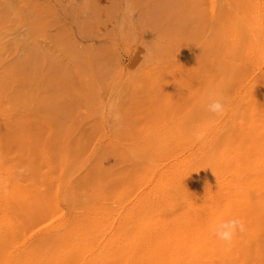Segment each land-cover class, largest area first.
<instances>
[{
    "label": "rangeland",
    "instance_id": "obj_1",
    "mask_svg": "<svg viewBox=\"0 0 264 264\" xmlns=\"http://www.w3.org/2000/svg\"><path fill=\"white\" fill-rule=\"evenodd\" d=\"M263 48L264 0H0V264H264Z\"/></svg>",
    "mask_w": 264,
    "mask_h": 264
},
{
    "label": "clouds",
    "instance_id": "obj_2",
    "mask_svg": "<svg viewBox=\"0 0 264 264\" xmlns=\"http://www.w3.org/2000/svg\"><path fill=\"white\" fill-rule=\"evenodd\" d=\"M208 111L216 117H222L227 111L226 98L221 96L213 100V102L208 105ZM195 135L198 140H201L204 137L203 132H198ZM214 231L215 236L219 241L226 246H230L235 240L237 234L245 231V224L239 218H233L221 222L215 227Z\"/></svg>",
    "mask_w": 264,
    "mask_h": 264
},
{
    "label": "bare ground",
    "instance_id": "obj_3",
    "mask_svg": "<svg viewBox=\"0 0 264 264\" xmlns=\"http://www.w3.org/2000/svg\"><path fill=\"white\" fill-rule=\"evenodd\" d=\"M257 5H258V4H257ZM259 8H260V7H259ZM259 11H260V10H259ZM258 13H259V12H258ZM261 16H262V14H261ZM259 18H260V17H259ZM262 18H263V17H262ZM260 21H261V20H260ZM262 21H263V20H262ZM257 22H259V21H257ZM258 27H259V26H258ZM258 33H259V32H258ZM262 38H263V37H262ZM263 49H264V48H263ZM232 65H233V64H232ZM229 73H230V72H229ZM248 74H249V73H248ZM234 107H235V106H234ZM233 110H234V109H233ZM234 112H235V111H234ZM218 121H219V120H218ZM213 124H214V123H213ZM224 124H225V123H224ZM209 128H210V127H209ZM262 129H263V128H262ZM219 130H220V129H219ZM204 133H205V132H204ZM207 133H208V132H207ZM218 133H219V131H218ZM259 133H260V132H259ZM190 146H191V145H190ZM204 150H205V149H204ZM252 150H253V148H252ZM195 151H196V150H195ZM232 152H233V151H232ZM247 152H248V151H247ZM251 152H252V151H251ZM197 154H198V153H197ZM201 154H202V153H201ZM260 164H262V163H260ZM220 165H221V164H220ZM257 165H258V164H257ZM174 174H175V173H174ZM135 188H136V187H135ZM221 190H222V189H221ZM204 191H205V190H204ZM207 193H208V192H207ZM215 194H216V193H215ZM240 194H241V193H240ZM201 197H202V196H201ZM199 198H200V197H199ZM202 199H203V198H202ZM126 201H127V200H126ZM199 201H200V200H199ZM240 203H241V202H240ZM194 206H195V205H194ZM190 208H191V207H190ZM192 208H193V207H192ZM194 209H195V208H194ZM182 210H183V209H182ZM185 210H186V209H185ZM193 211H194V210H193ZM167 212H168V211H167ZM190 212H191V211H190ZM182 213H183V212H182ZM190 214H191V213H190ZM191 215H192V214H191ZM183 216H184V215H183ZM231 216H232V215H231ZM174 217H175V216H174ZM176 217H177V216H176ZM178 217H179V216H178ZM232 217H233V216H232ZM167 218H168V217H167ZM227 218H228V217H227ZM168 219H169V218H168ZM168 219H167V220H168ZM173 219H174V218H173ZM180 219H181V218H180ZM185 219H186V218H185ZM170 220H172V219H170ZM177 220H178V219H177ZM177 220H176V221H177ZM188 220H189V218H188ZM222 220H223V219H222ZM163 221H165V220H163ZM173 221H174V220H173ZM179 221H180V220H179ZM168 222H169V221H168ZM189 222H190V221H189ZM189 222H188V223H189ZM172 223H173V222H171V224H172ZM174 223H175V222H174ZM219 223H220V222H219ZM161 224H162V223H161ZM176 224H177V222H176ZM186 224H187V223H186ZM186 224H185V222H184L183 225L186 226ZM159 225H160V223H159ZM163 225H164V224H163ZM165 225H168V224H165ZM165 225H164V226H165ZM169 225H170V224H169ZM173 225H174V224H173ZM181 225H182V224H181ZM156 226H158V225H156ZM185 226H184V227H185ZM151 227H152V226H151ZM165 227H166V226H165ZM165 227H164V231L167 229V228H165ZM167 227H168V226H167ZM169 227H170V226H169ZM173 227H174V226H173ZM182 227H183V226H182ZM186 227H187V226H186ZM42 228H43V227L38 228V230H37L35 233H37L38 231L40 232ZM155 228H156V227H155ZM158 228H159V230H160V228H163V226L161 225V227H158ZM158 228H157V229H158ZM43 229H44V228H43ZM153 229H154V228H153ZM153 229H151V230L153 231ZM157 229H156V230H157ZM168 229H169V228H168ZM174 229H175V228H174ZM174 229H171V230L175 232ZM176 229H177V227H176ZM154 230H155V229H154ZM161 230L163 231V229H161ZM171 230H170V231H171ZM185 230H186V228H185ZM188 230H189V228H188ZM157 231H158V230H157ZM168 231H169V230H168ZM41 232H44V231L42 230ZM45 232L47 233V231H45ZM149 232H150V230H149ZM158 232H160V231H158ZM174 232H173V233H174ZM176 232H177V230H176ZM185 232L187 233L188 231L186 230ZM185 232H184V233H185ZM154 233H155V235H156L157 232L155 231ZM160 233L163 234L164 232H160ZM33 234H34V233H33ZM33 234H31V236H32ZM147 234H148V233H147ZM150 234H152V233H150ZM164 234H165V233H164ZM164 234H163L162 236H164ZM174 234H175V233H174ZM199 234H200V233H199ZM165 235H166V234H165ZM169 235H170V234H169ZM175 235H176V234H175ZM175 235H173V238L176 237ZM184 235H186V237H187L188 233H187V234H184ZM184 235H183V236H184ZM190 235H192V233H191ZM193 235H194V234H193ZM202 235H203V234H202ZM204 235L207 236L208 234H204ZM31 236H28V237L30 238ZM150 236H151V235H150ZM170 236H171V235H170ZM177 236H178V235H177ZM194 236H196V235H194ZM200 236H201V235H200ZM206 236L204 237V239L206 238ZM152 237H154V236H152ZM160 237H161V236H160ZM201 237H202V236H201ZM201 237H200V238H201ZM209 237H210V236H209ZM29 238H28V239H29ZM155 238H156V237H155ZM165 238H166V237L164 236V239H165ZM167 238H168V237H167ZM183 238H184V237H183ZM198 238H199V237H198ZM211 238H212V237H211ZM34 239H35V238H34ZM131 239H132V238H130V240H131ZM152 239H153V238H152ZM174 239L177 240V238H174ZM174 239H173V240H174ZM188 239H189V236H188ZM209 239H210V238H209ZM148 240H150V238H149ZM162 240H163V238H162ZM166 240H167V239H166ZM170 240H172V239H170ZM170 240H169V241H170ZM184 240H186V239L184 238ZM184 240H183V243L186 242V241L184 242ZM200 240H201V239H200ZM200 240H199V245H200V242H201ZM202 240H203V239H202ZM211 240H212V239H211ZM143 241H144V240H143ZM150 241H151V240H150ZM153 241H154V240H153ZM164 241H165V240H164ZM177 241H178V240H177ZM187 241H189V240H187ZM193 241H194V240H192V242H193ZM196 241H197V239H196ZM205 241H208V240H205ZM205 241H204V242H205ZM215 241H217L216 238H215ZM88 242H89V241H88ZM161 242H162V241H161ZM161 242H160V243H161ZM171 242H172V241H171ZM171 242H170V243H171ZM138 243H139V242H138ZM148 243H150V242H148ZM158 243H159V242H157V244H158ZM160 243H159V244H160ZM168 243H169V242H168ZM181 243H182V242H181ZM194 243H195V241H194ZM194 243H193V247H194V245H196V244H194ZM213 243H214V242H213ZM215 243H216V242H215ZM151 244H152V242H151ZM151 244H149V249H148V251H149L150 249H151V251H152V248H150V247H151ZM157 244H156V245H157ZM163 244H164V243H163ZM173 244H174V242H173ZM185 244H186V243H185ZM188 244H189V243H188ZM201 244H202V242H201ZM203 244H204V243H203ZM165 245H166V244H165ZM165 245H163V247H165ZM168 245H169V244H168ZM181 245H182V244H181ZM197 245H198V244H197ZM197 245H196L195 247H197ZM146 246H147V245H146ZM152 246H155V244L152 245ZM172 246H174V245H172ZM87 247H89V244H88ZM133 247H134V246H133ZM141 247H142V246H141ZM144 247H145V246H144ZM161 247H162V246H161ZM168 247H169V246H168ZM183 247L185 248L184 244H183ZM195 247H194V248H195ZM202 247H203V245H202ZM102 248H103V247H102ZM146 248H147V247H146ZM156 248H158V247L156 246ZM171 248H172V247H171ZM171 248H170V249H171ZM173 248H174V247H173ZM176 248H178V247H177V243H176ZM184 248H183V249H184ZM200 248H201V247H200ZM200 248H199V249H200ZM196 249H197V248H196ZM209 249H210V248H209ZM84 250H86V249H84ZM142 250H143V249H142ZM145 250H146V249H145ZM154 250H155V249H153V253L158 252V251H156L157 249L155 250L156 252H155ZM164 250H165V249H164ZM173 250H174V249H173ZM184 250H185V249H184ZM184 250H183V251H184ZM187 250H188V249H187ZM200 250H201V249H200ZM178 251H179V250H178ZM194 251H195V250H194ZM194 251H193V253H194ZM197 251H198V250H197ZM202 251H203V250H202ZM140 252H141V251H140ZM144 252H145V251H144ZM186 252H187V251H186ZM186 252H185V253H186ZM169 253H170V252H169ZM169 253H168V254H169ZM174 253H175V251H174ZM181 253H182V252H181ZM185 253H184V254H185ZM198 253L200 254V251H199ZM13 254H14V253H13ZM16 254H17V252H16ZM16 254H15V255H16ZM84 254H85V252H84ZM144 254H145V253H144ZM147 254H150V253H147ZM151 254H152V253H151ZM151 254H150V255H151ZM171 254H172V253H171ZM191 254H192V253H191ZM156 255H157V253H156ZM156 255L153 254V256H151V257H153V259H156V260H157V257H158V256H156ZM158 255H159V254H158ZM174 255H175V257H176V254H174ZM174 255H171V257L174 256ZM177 255H178L177 257H179V254H177ZM196 255H197V254H196ZM134 256H135V255H134ZM144 256H145V255H144ZM168 256H170V255H168ZM181 256H182V255H181ZM192 256H193V255H192ZM213 256H214V255H213ZM74 257H75V256H74ZM74 257H72V258H74ZM137 257H138V256H137ZM182 257H183V256H182ZM67 258H68V257H67ZM75 258H77V257H75ZM140 258H141V257H140ZM140 258H139V259H140ZM145 258H146V257H145ZM180 258H181V257H180ZM185 258H186V257H185ZM133 259H134V257H133ZM139 259H138V262H139ZM143 259H144V258H143ZM147 259H148V257H147ZM147 259H146V260H147ZM149 259H150V257H149ZM164 259H168L167 256H166ZM172 259H173V257H172ZM178 259H179V258H178ZM183 259H184V258H183ZM195 259H196V258H195ZM86 260H87V259H86ZM86 260H85V261H86ZM156 260H155V261H156ZM174 260L177 261L176 259H174ZM209 260H210V259H209ZM124 261H125V260H124ZM159 261H160V260H159ZM171 261H172V260H171ZM179 261H180V260H179ZM68 262H69V261H68ZM75 262H76V261H75ZM143 262H145V261H143ZM166 262H167V260H166ZM169 262H170V259H169ZM141 263H142V261H141ZM146 263H147V262H146ZM54 264H56V263H54ZM138 264H139V263H138ZM158 264H159V262H158ZM166 264H168V263H166ZM175 264H177V263H175ZM240 264H241V263H240Z\"/></svg>",
    "mask_w": 264,
    "mask_h": 264
}]
</instances>
